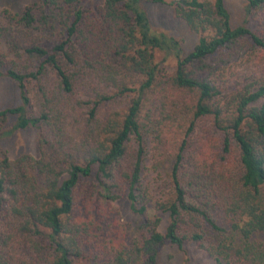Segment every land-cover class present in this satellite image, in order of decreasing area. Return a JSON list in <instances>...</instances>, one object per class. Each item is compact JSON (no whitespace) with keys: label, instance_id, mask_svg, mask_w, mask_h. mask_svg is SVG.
<instances>
[{"label":"trees","instance_id":"1","mask_svg":"<svg viewBox=\"0 0 264 264\" xmlns=\"http://www.w3.org/2000/svg\"><path fill=\"white\" fill-rule=\"evenodd\" d=\"M144 1L0 9V37L52 34L12 38L9 63L0 53L20 99L0 108V134L16 115L12 128L34 127L38 147L0 156V264H158L167 242L213 264H264V0H246L237 25L225 0H151L197 33L188 52L152 28ZM147 158L165 169V196L143 182ZM121 198L144 216L133 230Z\"/></svg>","mask_w":264,"mask_h":264},{"label":"rangeland","instance_id":"2","mask_svg":"<svg viewBox=\"0 0 264 264\" xmlns=\"http://www.w3.org/2000/svg\"><path fill=\"white\" fill-rule=\"evenodd\" d=\"M38 0H0V9L7 8L11 13H21L25 6L31 5ZM246 0H225V4L230 12L232 25H237L243 20L244 4ZM144 10L146 11L151 26L156 32L165 33L177 38L183 48L184 52H188L197 43L198 35L192 31L185 22L176 17L173 8L167 3H159L154 1H144ZM15 38L16 41L22 43H29L30 41H38L44 44L50 42L52 34L50 30H17L14 36L7 35L0 37V53L6 55V61L13 57V52L10 49L9 41ZM157 61H163L167 70L173 69L175 60L161 51L155 55ZM7 63H9L7 61ZM6 63V64H7ZM6 66L0 65V70ZM32 96V95H31ZM20 103L15 81L6 76H0V108L6 106H15ZM36 107L32 99V105L28 108V114L35 113ZM17 116L10 115L3 126V130H11L12 133L0 134V156L4 154L10 158H14L24 153L37 155V131L32 126L24 128L13 129L12 126L16 122ZM209 128V123L201 121L198 129L204 133ZM165 169H155L151 163L150 158L144 162L142 177L145 185L148 186L153 198L165 196L169 191L168 181L165 175ZM120 208L121 220L126 223L130 230H133L135 223L144 217L136 214L130 210L127 200L121 198L117 201ZM162 221L159 226L160 231H164L167 224V215L159 213ZM158 264H213L211 258L207 253L198 248L192 243H186L184 248H179L175 244L165 243L161 246L157 254Z\"/></svg>","mask_w":264,"mask_h":264}]
</instances>
